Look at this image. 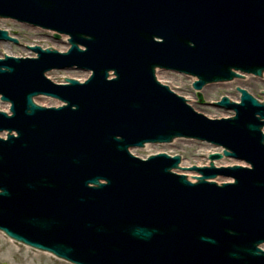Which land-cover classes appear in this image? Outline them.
Returning a JSON list of instances; mask_svg holds the SVG:
<instances>
[{"label":"water","instance_id":"1","mask_svg":"<svg viewBox=\"0 0 264 264\" xmlns=\"http://www.w3.org/2000/svg\"><path fill=\"white\" fill-rule=\"evenodd\" d=\"M0 17L70 46L0 59L12 113L0 112L1 231L74 264H264V102L238 88L239 104L216 103L235 116L211 120L156 78L190 75L201 90L261 77L264 0H0ZM0 41L18 43L1 30ZM53 70L91 76L57 85ZM40 95L64 105L38 106ZM176 138L224 149L190 169L197 184L172 172L181 154L130 152ZM223 157L251 169H217ZM193 165L207 164L182 167Z\"/></svg>","mask_w":264,"mask_h":264},{"label":"rangeland","instance_id":"2","mask_svg":"<svg viewBox=\"0 0 264 264\" xmlns=\"http://www.w3.org/2000/svg\"><path fill=\"white\" fill-rule=\"evenodd\" d=\"M0 29L7 30L11 36H15L20 42L19 45L0 42V57L4 55V52L14 56H35V53L27 49V44H39L42 48L52 45L58 51H66L68 49L66 46L67 38L65 36H61L60 40L55 39L53 32L31 28L27 25L19 24L15 21L7 19H0ZM47 76L58 84L64 83L66 77L77 78L80 79V81H84L87 77H89L87 73L73 70H54L47 74ZM246 77L248 78L237 79L228 84H212L206 86L201 91L203 103L199 102L197 91L192 88V82L194 81L192 78L173 72H164L163 75L161 74L160 79H158L160 81H164L161 82L170 86V88L179 95H182L187 99H191L189 100V103L199 112L204 113L210 118H221L232 113H226L224 110L214 107L213 102L218 101L225 95L229 96L233 100L237 97L239 98L240 95L236 92V88L238 86L245 88L258 99L264 100V76L259 78L246 75ZM36 102L46 106L60 105L56 104V102L59 101L47 97H39L36 99ZM0 110L9 112V104H4L0 101ZM214 151H216V149L206 143L178 139L171 144L148 145L144 149L134 150L133 154L140 158H146L151 154L159 152H164L169 155L181 154L183 159L182 166H190L193 163L208 164V155ZM233 164H235V162L232 159H224L216 162L217 166H227ZM216 181L225 180L218 178ZM1 263L69 264L60 261L49 254L41 253L17 244L0 232V264Z\"/></svg>","mask_w":264,"mask_h":264},{"label":"bare ground","instance_id":"3","mask_svg":"<svg viewBox=\"0 0 264 264\" xmlns=\"http://www.w3.org/2000/svg\"><path fill=\"white\" fill-rule=\"evenodd\" d=\"M0 19H3L2 17H0ZM10 55V54H9ZM12 56H14V55H12ZM164 69H161V68H156V76H157V78H159L160 79V76H161V74L163 75L164 74ZM88 76H89V74H88ZM113 76V74L111 73L110 74V77H112ZM243 79H247L248 77H242ZM80 80V79H79ZM162 81V80H161ZM162 82H164V81H162ZM228 84V83H227ZM245 89V88H244ZM235 100L236 101H238L239 99H238V97L237 98H235ZM56 104H61L60 102H56ZM7 108H8V106H7ZM184 140H186V139H184ZM176 140H174V142H175ZM189 141H191V140H189ZM235 163H243V162H240V161H234ZM179 171V170H178ZM190 177H191V179L193 180L195 177H198V176H193V175H190ZM225 180V179H224ZM226 181V180H225ZM263 247V246H262Z\"/></svg>","mask_w":264,"mask_h":264}]
</instances>
